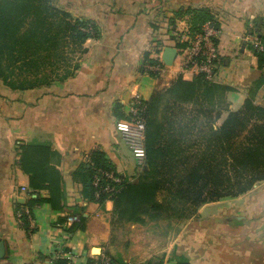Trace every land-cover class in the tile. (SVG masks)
<instances>
[{"label":"trees","instance_id":"16d2710c","mask_svg":"<svg viewBox=\"0 0 264 264\" xmlns=\"http://www.w3.org/2000/svg\"><path fill=\"white\" fill-rule=\"evenodd\" d=\"M139 6L146 9L149 5ZM181 10L178 8L177 14ZM153 11L150 8L144 14L151 16ZM187 11L191 34L199 32L207 21L219 29L208 7ZM148 26L157 34L164 35L168 30L162 22L151 21ZM100 36V27L93 19L76 17L54 0H0V86L29 90L64 82L80 69L87 40ZM217 41L215 38L214 43ZM172 45L180 49L186 43L177 40ZM160 53L143 51L133 73H145L143 64L153 63L152 57ZM256 57L257 65L263 67L264 53L256 52ZM215 73L216 68L207 78L204 72H197L191 79L179 74L168 85L157 86L144 100L146 156L134 179L122 177L96 146L73 171L72 179L81 183L85 201L101 205L112 201V225L193 219L204 205L246 194L257 182L264 181V105L254 100L255 89L263 80L254 82L243 104L232 109L227 92L234 88L215 80ZM112 111L116 120L127 118L118 103ZM18 147L17 165L28 175L30 196L24 203L14 202L15 213L27 207L34 217V210L44 203L62 211L65 183L57 167L61 154L50 143L37 140ZM105 171L121 181L107 179ZM96 177L99 182L95 186ZM107 185L112 190L103 191ZM68 213L78 215L79 220L63 226L65 231L84 229L79 206ZM21 217L27 232L28 216L23 213ZM65 219L59 216L56 224L62 225ZM228 224L242 225L243 221L232 218ZM33 231L35 228H31ZM102 254L111 264H118L107 251ZM100 256L93 254L83 264H96ZM169 259L164 253L158 264ZM53 264L68 262L58 257ZM177 264L189 263L179 259Z\"/></svg>","mask_w":264,"mask_h":264},{"label":"crops","instance_id":"0c3cea01","mask_svg":"<svg viewBox=\"0 0 264 264\" xmlns=\"http://www.w3.org/2000/svg\"><path fill=\"white\" fill-rule=\"evenodd\" d=\"M100 1L76 0L78 9H82L76 13L77 17L93 19L100 27L101 36L87 40L89 48L85 53V67L58 86V101L44 98L42 126H36V120L31 115L33 109L26 108L23 103L13 104L11 117H0V240L5 249L0 264H47V256L54 242L66 236L56 226L57 220L74 206H79L82 212L84 229L67 235L66 245L81 256V264L86 262L93 255L91 247L107 241L112 201L107 200L103 205L85 201L81 183L72 179L73 171L81 161L86 160L85 154L94 146L105 153L122 177L133 179L138 170L129 148L115 128L117 118L112 110L118 103L126 114L135 91L146 100L158 86V78L148 73H133L142 52L148 50L146 41L150 16L144 13L154 8L155 4L151 2L153 0H106L105 4H97ZM172 2L176 8L204 5L216 18L220 34L215 44L218 58L215 61L214 79L234 88L227 92L230 107L239 108L248 97L249 88L257 80L263 82L255 89L254 100L256 104L264 105V66L257 65L256 54L245 45L243 39L248 33L255 39L264 40V0ZM139 4L149 6L145 9ZM181 18L178 16V29H184L186 23L190 25L189 18L187 22ZM160 36L165 42L160 48L162 59L164 48L174 46L168 35ZM180 56L183 55L177 49L173 63L163 74L167 79L181 73ZM183 73L187 79L194 76L190 71ZM32 140L48 142L61 154L57 167L65 183V196L62 211L53 210L47 203L37 207L34 210L35 231L27 234L17 223L14 211V202L24 196L19 192L20 187L28 186V175L17 165L19 155L15 147ZM260 183L262 185L264 181ZM207 207L206 204L199 210L197 218L187 221L183 232L178 234L174 255L168 257V252H165L170 258L165 264H177L179 259L189 264L217 262L211 253L216 254L220 249L211 243L209 237L213 228L206 227L211 216ZM187 233H190L188 238ZM189 238L190 241L187 240ZM206 241H210V245ZM100 250L104 251L101 245Z\"/></svg>","mask_w":264,"mask_h":264},{"label":"rangeland","instance_id":"374dc122","mask_svg":"<svg viewBox=\"0 0 264 264\" xmlns=\"http://www.w3.org/2000/svg\"><path fill=\"white\" fill-rule=\"evenodd\" d=\"M54 2L57 6L71 12L76 17V13L82 10L78 9L76 0H54ZM151 2L155 4V13L149 17L148 23L151 21L155 23L162 22V25L168 28L166 35H168L170 40L176 42L186 32L189 36L194 35L190 33L188 23H186L184 29H178L177 25L178 16L183 17L181 19L187 22L190 14L187 8L193 7L184 6L183 10L177 15L176 10L178 8L173 7L172 0H153ZM105 3H107L106 0L97 2V4ZM200 7H204V5L198 6V8ZM214 20L216 21V18ZM207 23L209 22H205L197 33H202ZM163 40L160 34L151 29L147 33L146 47L148 51L150 53L161 51L160 48L165 43ZM214 40L215 38H213ZM244 42L256 54L251 44L252 42ZM86 47L87 49L89 48L87 45ZM184 48L178 49L182 55L185 53ZM86 58L87 55L84 54L80 59L81 67L75 75L85 67L84 62ZM179 74L183 77L182 72ZM176 77L167 79L164 75L158 76V86L168 85ZM60 84L55 83L49 87H39L29 90H13L2 84L0 86V117H11L13 104L16 106L18 103H23L26 105V108L31 107L33 109L31 115L36 120V126H42L41 117L44 111V98H50L54 102H57L56 96L58 97L57 92L59 91L58 86ZM54 105L55 103H53ZM34 114L36 116H33ZM15 150L17 151V155H19V147H15ZM138 171H140L139 168ZM260 184V182H257L255 185H259V187L255 188L254 185L246 194L236 197H225L207 204L211 216L208 218L209 222L206 224V227L211 226L213 228L209 237L211 243L218 245L217 248L220 249V252L216 254L211 253L217 259L215 264H264V184ZM232 218L241 219L243 224L230 226L228 222ZM194 219L182 220L180 222L175 220H160L157 222H147L144 225L130 223H115L112 225L110 223V233L107 241L102 242L99 246H92L90 250L92 254H97L98 251L94 252L92 248L96 246L100 248L101 245L104 251H107L117 260L118 264H147L148 261L151 264H158L165 252H168V257L174 255L173 250L177 246L178 234L183 232L187 221L189 222ZM189 235L190 233H187L186 238ZM190 239L187 240L190 241ZM206 243L210 245V241H206Z\"/></svg>","mask_w":264,"mask_h":264},{"label":"built area","instance_id":"2783aa9c","mask_svg":"<svg viewBox=\"0 0 264 264\" xmlns=\"http://www.w3.org/2000/svg\"><path fill=\"white\" fill-rule=\"evenodd\" d=\"M210 23V22H209ZM207 23L204 27L202 33H196L193 36H189V34L183 33L179 38L180 42H185V53L181 56L179 68L180 72H204L207 78H211L213 76V70L215 68V61L218 58V50L213 41V38H217L220 34L219 29H215L212 27V24ZM244 41H250L253 45V49L255 52L264 53V41L255 39V36H251L250 34H245L243 37ZM154 59L153 63L145 62L143 64L145 73L151 74L155 78L161 76L166 71L168 65H166L161 59V55L158 54L152 57ZM191 70H190V69ZM184 74V73H183ZM184 78V77H183ZM186 79V78H185ZM144 100L139 93L136 91L133 93L131 102L129 104L127 110V118L119 119L115 121V128L122 136V139L126 143L129 151L135 160L137 167L141 168L145 162V122L142 116V112L144 110ZM104 176L113 181L120 182L121 179L117 176H113L109 172H103ZM99 177H96L94 180L95 186L98 185ZM111 187L108 185L103 188V191H110ZM20 193L24 196V200L28 196H30V191L28 186H21ZM99 195V192L96 191V196ZM26 214L28 216L29 229L27 234H31V228H35L34 226V217L31 216L30 211L27 207H22L20 210H17L15 213L17 223L22 226L24 221L21 217L22 214ZM65 222L60 225L56 224L62 231L63 235H69L70 233L65 231L63 226H69L79 220V216L72 213H67L65 215ZM66 236L62 239H58L54 242L52 251L47 256V264H53L55 258L63 257L67 260L68 264H81L79 259L81 256L73 250L71 247L66 245ZM98 263L96 264H111L108 257L104 256L101 253ZM34 264V263H29Z\"/></svg>","mask_w":264,"mask_h":264},{"label":"water","instance_id":"95a60500","mask_svg":"<svg viewBox=\"0 0 264 264\" xmlns=\"http://www.w3.org/2000/svg\"><path fill=\"white\" fill-rule=\"evenodd\" d=\"M176 54H177V49L175 47H169V46L165 47L163 54H162L163 62L166 65H171L174 61ZM24 201H25L24 198H19V200H18V202H20V203H24ZM92 249L93 250L97 249L98 250L97 254H99L101 252L99 247H93ZM4 252H5L4 244H3V241L0 240V258H2L4 256ZM94 254H96V253H94Z\"/></svg>","mask_w":264,"mask_h":264},{"label":"bare ground","instance_id":"6f19581e","mask_svg":"<svg viewBox=\"0 0 264 264\" xmlns=\"http://www.w3.org/2000/svg\"><path fill=\"white\" fill-rule=\"evenodd\" d=\"M98 250L97 249H94V252H97Z\"/></svg>","mask_w":264,"mask_h":264}]
</instances>
